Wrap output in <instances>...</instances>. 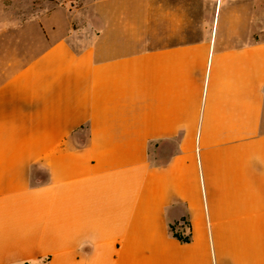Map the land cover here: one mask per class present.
<instances>
[{
    "label": "crops",
    "instance_id": "0c3cea01",
    "mask_svg": "<svg viewBox=\"0 0 264 264\" xmlns=\"http://www.w3.org/2000/svg\"><path fill=\"white\" fill-rule=\"evenodd\" d=\"M116 1L123 34L100 5L90 40L39 17L0 85V264H264V41L172 39L160 1Z\"/></svg>",
    "mask_w": 264,
    "mask_h": 264
},
{
    "label": "rangeland",
    "instance_id": "374dc122",
    "mask_svg": "<svg viewBox=\"0 0 264 264\" xmlns=\"http://www.w3.org/2000/svg\"><path fill=\"white\" fill-rule=\"evenodd\" d=\"M160 1L172 18V39L188 42L214 37L220 47L264 41V0H152ZM102 11L115 17L109 23L119 34L124 33L120 2L116 0H3L0 2V85L40 53L39 17L49 15L54 22L79 30L81 37L92 39L104 28L98 15ZM144 16L151 18L152 12ZM151 20V19H150ZM136 26V25H135ZM131 28V27H130ZM137 28V26H136ZM145 29L144 26H142ZM128 29V25H126ZM151 30V29H150ZM151 32V31H150ZM55 33V32H54ZM170 42L167 45H174ZM170 148L155 161L159 164L172 151Z\"/></svg>",
    "mask_w": 264,
    "mask_h": 264
},
{
    "label": "trees",
    "instance_id": "16d2710c",
    "mask_svg": "<svg viewBox=\"0 0 264 264\" xmlns=\"http://www.w3.org/2000/svg\"><path fill=\"white\" fill-rule=\"evenodd\" d=\"M170 232L182 244L190 243L191 241L190 224L185 218L177 224L170 225Z\"/></svg>",
    "mask_w": 264,
    "mask_h": 264
}]
</instances>
